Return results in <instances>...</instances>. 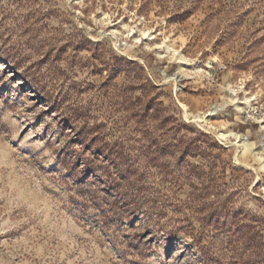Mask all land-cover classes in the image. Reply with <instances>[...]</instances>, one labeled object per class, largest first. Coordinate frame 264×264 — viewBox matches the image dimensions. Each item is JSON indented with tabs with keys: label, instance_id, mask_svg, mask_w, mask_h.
<instances>
[{
	"label": "rangeland",
	"instance_id": "374dc122",
	"mask_svg": "<svg viewBox=\"0 0 264 264\" xmlns=\"http://www.w3.org/2000/svg\"><path fill=\"white\" fill-rule=\"evenodd\" d=\"M261 137L264 0H0V264H264Z\"/></svg>",
	"mask_w": 264,
	"mask_h": 264
},
{
	"label": "bare ground",
	"instance_id": "6f19581e",
	"mask_svg": "<svg viewBox=\"0 0 264 264\" xmlns=\"http://www.w3.org/2000/svg\"><path fill=\"white\" fill-rule=\"evenodd\" d=\"M170 79L176 80V81L178 80L176 76H173ZM184 108L186 109L185 106H184ZM186 111H187V109H186ZM219 111H221V108H218L216 110H212L207 116H204V118L205 119L213 118L217 115V113ZM196 118L197 117H194L195 120L200 121V119L198 120ZM221 137H223V138L232 137L235 140L234 145L238 148V150L240 152H242L243 149L253 147L252 142L248 139V137L246 135H240L239 133H236V132H230V133H222ZM261 139H262V141H260L261 144L259 146L258 152L261 153V155H262V157H260L259 160L261 161V163H263V166H264V137H261Z\"/></svg>",
	"mask_w": 264,
	"mask_h": 264
}]
</instances>
